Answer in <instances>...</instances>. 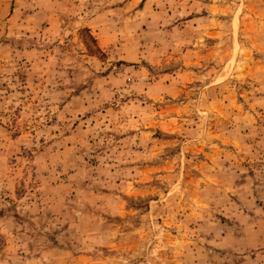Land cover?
<instances>
[{
	"label": "rangeland",
	"instance_id": "1",
	"mask_svg": "<svg viewBox=\"0 0 264 264\" xmlns=\"http://www.w3.org/2000/svg\"><path fill=\"white\" fill-rule=\"evenodd\" d=\"M0 264H264V0H0Z\"/></svg>",
	"mask_w": 264,
	"mask_h": 264
}]
</instances>
